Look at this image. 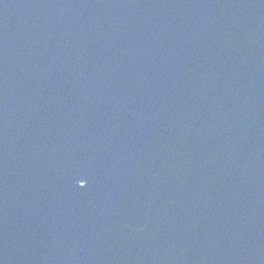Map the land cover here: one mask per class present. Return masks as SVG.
I'll return each mask as SVG.
<instances>
[{"label":"water","instance_id":"95a60500","mask_svg":"<svg viewBox=\"0 0 264 264\" xmlns=\"http://www.w3.org/2000/svg\"><path fill=\"white\" fill-rule=\"evenodd\" d=\"M0 264H264V0H0Z\"/></svg>","mask_w":264,"mask_h":264},{"label":"snow or ice","instance_id":"6c2138e0","mask_svg":"<svg viewBox=\"0 0 264 264\" xmlns=\"http://www.w3.org/2000/svg\"><path fill=\"white\" fill-rule=\"evenodd\" d=\"M85 185H82L81 187L83 188Z\"/></svg>","mask_w":264,"mask_h":264}]
</instances>
